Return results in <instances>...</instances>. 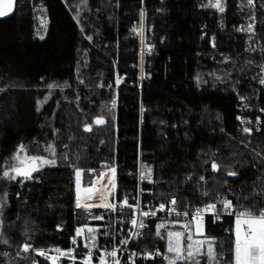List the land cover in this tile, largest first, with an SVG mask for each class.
Segmentation results:
<instances>
[{
  "label": "trees",
  "instance_id": "1",
  "mask_svg": "<svg viewBox=\"0 0 264 264\" xmlns=\"http://www.w3.org/2000/svg\"><path fill=\"white\" fill-rule=\"evenodd\" d=\"M209 3L17 0L14 12L0 19V264H50L33 249L48 255L67 250L76 229L87 225L98 228L97 247L121 209L129 215L120 205L126 197L131 205L137 192L147 207L175 199L180 209H219L230 200L234 212L264 210V133H246L238 122L264 121V0L251 6L221 0L224 12ZM142 7L150 51L141 83L139 37L132 30ZM233 25H252L254 34H237ZM53 83L64 87L49 89ZM98 117L105 123L96 125ZM49 143L55 155L44 151ZM21 144L27 148L21 156H45L56 164L31 180L2 178ZM143 164L152 169L151 183L139 178ZM73 166L84 170V186L116 168L110 196L116 210L76 207ZM164 221L176 220H148L137 246L166 255V242L156 235ZM233 221L228 214L203 221L204 235L223 245L217 248L222 260L229 258ZM25 243L32 245L27 252ZM74 254L80 259L84 250ZM163 263L165 258L133 264Z\"/></svg>",
  "mask_w": 264,
  "mask_h": 264
},
{
  "label": "snow or ice",
  "instance_id": "2",
  "mask_svg": "<svg viewBox=\"0 0 264 264\" xmlns=\"http://www.w3.org/2000/svg\"><path fill=\"white\" fill-rule=\"evenodd\" d=\"M249 6L253 4V0H247ZM206 7H212L218 9L220 12H224V6L221 3V0H215V3H210L206 5ZM14 10V0H0V17H4L12 13ZM143 12H141V17H143ZM42 24H45L46 21H41ZM251 25H249V31L251 30ZM243 30V29H241ZM136 31V29H133ZM41 39L44 37L41 36ZM91 39V37H88ZM150 51V49H149ZM262 72H264V68H262ZM199 80V78H198ZM117 85L120 83L119 78L116 81ZM260 83L264 85V76L260 78ZM66 86V85H65ZM49 89H53L56 87H64L56 84H49L47 86ZM47 100V97H45ZM116 101H112V106L115 107ZM264 111V110H262ZM239 119V117H238ZM257 122L259 123V117L257 118ZM94 123L96 125H102L105 123V120L102 117H98L95 119ZM243 123V121H242ZM85 131H91V125H85ZM244 132H250L249 128H244ZM44 151L51 152L55 155L56 149L53 144L49 143ZM21 153H27V148L25 145L21 144L17 149L15 154L11 157V162L8 165L7 170L2 172V178L15 181L18 177H21L22 180L20 182L31 180L33 178V173L39 171L46 165L54 166L56 164L55 159H49L45 156H32V155H23ZM259 155V154H258ZM67 159V156H65ZM75 173V185H76V207H83L86 211L91 209L94 206L92 203H86V201H91L95 192L100 193V205L105 209L116 210L117 205L108 203V195H112L115 197V174L116 168L109 167L111 175L108 177V184L100 187H96L98 180H90L89 183L91 186L82 188V178L84 170L73 166ZM219 169V165H217L214 161L212 162V170L217 171ZM90 173L95 174L94 169L89 170ZM228 175L235 176L237 175L235 172H229ZM105 176V172L101 171L98 173V178H103ZM141 181H147L149 183L152 182V169L147 166H142L139 176ZM201 180L204 178L201 177ZM143 191V190H142ZM177 202L175 199L171 201L172 205H175ZM124 206L132 207V205L128 204L127 197L125 198L123 204L120 205L121 208ZM136 207H139V201H137ZM234 205L230 200L221 201V207L218 209L216 204H208L206 207L197 209L195 213L185 212L184 216L190 217L188 223L181 225L184 231H167V253L172 254L171 256H165L164 258L168 261V264H178V262H183V264H201V260L206 258L208 264H264V210L254 211L250 208H245L242 211H233ZM165 205L161 204L157 211H165ZM167 211L175 212L174 208H168ZM210 212L215 215L216 219H219L222 214H228L234 216V226L230 227L227 231L231 236H234L233 239L228 240V253L229 258L226 260H222L223 252H217L218 247H223V245L219 244L215 238L205 237L203 239H196L197 236H204V227H203V213ZM135 215V213H133ZM155 216L156 212H141L140 216ZM177 215H180L177 213ZM94 219L100 220L101 216H96ZM131 224L134 228H144L146 225L143 223V220L132 219ZM195 228V232L192 231V228ZM165 229V224L161 223L157 225V233L156 235L160 238H164L161 230ZM96 229L88 228L87 232L89 235L85 237L90 241L87 248V256L82 259V264H91L92 257V249L96 247ZM138 230L130 234V238L134 239L140 236ZM84 235L83 228L76 229V236ZM7 243V241H5ZM72 243L76 244V238H72ZM121 244H127L128 239L120 241ZM32 248L31 244L25 243L23 246V251L27 252ZM38 256L44 257L46 260L50 261L51 264H58V261L61 258H72L73 249H69L68 251H62L59 248L54 249L57 253L56 257H51L48 253L41 249L35 250ZM6 255V254H5ZM136 255L135 253L132 254ZM160 255L159 252L156 253H145L144 258L148 259L152 256ZM105 256L112 257V264H120L118 259H115L117 256V251L113 249L112 251H105L99 256V264H107L105 260Z\"/></svg>",
  "mask_w": 264,
  "mask_h": 264
},
{
  "label": "built area",
  "instance_id": "3",
  "mask_svg": "<svg viewBox=\"0 0 264 264\" xmlns=\"http://www.w3.org/2000/svg\"><path fill=\"white\" fill-rule=\"evenodd\" d=\"M141 12H143V17H141ZM252 26V25H251ZM137 29V36L139 37V47H138V51H139V57H140V81L142 83L145 74H144V59L146 54L149 52L150 49V45L148 44V42L146 41L145 38H143V34L140 38V34L138 31V28L142 30V32L146 33L147 35V26H146V19H145V9L144 7H142L140 9V14H139V20L137 21V23L134 25L133 29ZM232 30L234 32H236L237 34H254V28L253 26L251 27V30L249 31V25L246 27L243 26H236L233 25ZM243 29V30H241ZM203 30V28H202ZM204 34L200 35V38H203ZM210 40H214V36L211 34L210 36ZM262 68H264V64L261 66V71ZM264 75V72H262ZM141 88V87H139ZM257 118L256 119H252V118H246V117H239L238 122L240 124L241 127L243 128H249L250 130L253 129L256 132L260 131L264 133V121H262L259 118V123L257 122ZM243 121V123H242ZM99 197H100V193H99ZM173 199L169 200L167 203H163L165 205V211H157V209H159V205L156 206H152V207H147L144 206L141 203L140 200V194L139 192H137V196L134 200V202L131 204L132 207H128L129 210V215L124 214L125 212L121 209L119 215L115 218L114 220V224L112 227V231L108 232H104L102 233V241L99 243V245L96 248L92 249V257L96 256L97 259L99 258L100 254L105 252V251H112L113 249H115L117 251V256L115 259H118L120 261V264L123 263H135L139 260H146L144 258V254L145 253H156L159 252L160 255L158 256H152L151 258L148 259H162L164 258L165 254L162 253L159 249L155 248L153 250H145L139 246H137V241L138 239L141 237L138 236L134 239L130 238V234L135 233L137 230L142 233L144 228H134L131 224V220L132 219H137L139 220H143V223L146 225V222L148 220H169V219H174L176 221L179 220H190V217H186L183 215V213L185 212H189V213H195L197 209H201L206 207V205L208 204H204V205H197L193 208H185V209H180L175 205L171 204V201ZM137 201H139V207H136ZM108 203H110V195H108ZM168 208H174L175 212H169L167 211ZM156 212L155 216H147V217H142L140 216L141 212ZM133 213H135V215H133ZM177 213H179L180 215H177ZM207 215H211L213 217H215V215L213 213L210 212H205L203 213V217L205 218ZM125 239H128V243L125 244H121L120 241H123ZM133 253H135L136 255H132ZM87 254V253H86ZM105 260L107 261V264H112L113 262V258L112 257H107L105 256ZM97 264H99V262H97Z\"/></svg>",
  "mask_w": 264,
  "mask_h": 264
},
{
  "label": "rangeland",
  "instance_id": "4",
  "mask_svg": "<svg viewBox=\"0 0 264 264\" xmlns=\"http://www.w3.org/2000/svg\"><path fill=\"white\" fill-rule=\"evenodd\" d=\"M215 1L213 0V3H214ZM135 29V28H134ZM138 31H139V34H140V38H141V36H142V34H143V38H145L146 39V41H147V35H146V33L144 32H142V30L141 29H139L138 28ZM132 32H134L136 35H137V29H136V31H133L132 30ZM203 38H198V42H200L201 40H202ZM213 43V42H212ZM261 114H264V111H263V113H261ZM48 153V152H47ZM143 166H147V167H149L150 168V166L149 165H147V164H143ZM103 172H105V176H104V178L106 177V179L105 180H107L108 181V177L111 175V173H110V171L107 169H105V170H102ZM141 171V170H140ZM101 172V171H100ZM139 176H140V172H139ZM99 179L100 178H98V177H96L94 180H98V183H97V185H96V187L98 188V187H100V186H103V185H107L103 180L101 181H99ZM88 186H90V185H88ZM88 186H84L83 184L81 185V187L82 188H84V187H88ZM75 194H76V185H75ZM111 196V195H110ZM86 203H92L93 205H97V206H94V207H101V208H104V207H102V206H98V205H100V197H99V192H95V194H94V196H93V199L91 200V201H86ZM110 203H112V204H114L111 200H110ZM122 204V203H121ZM83 208V207H82ZM161 223H163V224H165V229H162L161 231H163L162 233H163V236H164V240H165V242H166V248H165V251H166V255L167 256H171L172 254H170V253H167V239H166V237H167V231H184V229L181 227V225H183V224H185V223H188L187 221H164V222H161ZM161 223H159V224H161ZM158 224V225H159ZM172 225H175V226H177L178 228L176 229H173L172 228ZM79 228H83L84 229V235H82V236H76V233H75V238H76V244H72V247L71 248H69V249H73V252H72V256L73 257H75V254H74V251L76 250V249H78L79 247L81 248V249H83L84 250V255H83V257L82 258H80V259H78V258H76L75 257V259H72V258H61L59 261H58V264H73V262L75 261V260H79V261H81V263H82V259L84 258V257H86L87 256V254H86V252H87V248H86V245H88L89 243H90V241L88 240V239H86L85 237H87L88 235H89V233L87 232V229L88 228H94V229H98L97 228V226H93V225H87V226H83V227H79ZM193 231H194V226H193ZM96 241H97V231H96ZM196 239H198V236L197 237H195ZM69 249H67V250H62V251H68ZM165 255V256H166ZM49 256H51V257H56L57 256V253H51V254H49ZM166 260V259H165ZM96 262H99V258L96 260ZM49 263L51 264V262L49 261ZM93 262H92V257H91V264H92ZM164 264V263H163ZM166 264H168V261L166 260Z\"/></svg>",
  "mask_w": 264,
  "mask_h": 264
},
{
  "label": "crops",
  "instance_id": "5",
  "mask_svg": "<svg viewBox=\"0 0 264 264\" xmlns=\"http://www.w3.org/2000/svg\"><path fill=\"white\" fill-rule=\"evenodd\" d=\"M107 170V169H106ZM106 179V177L104 178H100L99 179V181L101 180H103L106 184L108 183V181L107 180H105ZM91 186V185H90ZM89 187V186H88ZM203 221H204V219H203ZM187 222H189V221H187ZM233 226H234V221H233ZM192 231H193V229H192ZM193 232H195V228H194V231ZM206 236L204 235L203 237H201V236H198V239H203V238H205ZM209 238V237H208Z\"/></svg>",
  "mask_w": 264,
  "mask_h": 264
},
{
  "label": "water",
  "instance_id": "6",
  "mask_svg": "<svg viewBox=\"0 0 264 264\" xmlns=\"http://www.w3.org/2000/svg\"><path fill=\"white\" fill-rule=\"evenodd\" d=\"M16 1L17 0H14V9H15V5H16ZM13 12H14V10H13ZM12 12V13H13ZM12 13H10L9 15H7V16H4V17H0V19H3V18H6V17H8V16H10ZM231 172H233V171H231ZM236 173V172H235ZM34 174V173H33ZM237 174V173H236ZM230 176V175H229ZM235 176H237V175H235ZM235 176H233V177H235Z\"/></svg>",
  "mask_w": 264,
  "mask_h": 264
}]
</instances>
